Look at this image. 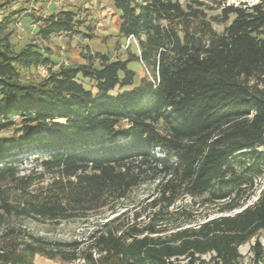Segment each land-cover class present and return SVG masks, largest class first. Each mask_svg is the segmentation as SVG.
<instances>
[{
    "label": "trees",
    "instance_id": "trees-1",
    "mask_svg": "<svg viewBox=\"0 0 264 264\" xmlns=\"http://www.w3.org/2000/svg\"><path fill=\"white\" fill-rule=\"evenodd\" d=\"M219 2L114 0L138 52L73 64L43 42L90 37L78 11L30 12L39 41L19 48L7 30L24 9L0 18V133H15L0 137V264H242L253 238L264 261V185L247 204L264 177V0ZM183 199L227 214L193 224ZM26 220L85 229L53 239Z\"/></svg>",
    "mask_w": 264,
    "mask_h": 264
},
{
    "label": "rangeland",
    "instance_id": "rangeland-1",
    "mask_svg": "<svg viewBox=\"0 0 264 264\" xmlns=\"http://www.w3.org/2000/svg\"><path fill=\"white\" fill-rule=\"evenodd\" d=\"M221 5L235 4L240 2L256 3L259 0H217ZM218 3V2H217ZM61 8L72 9L78 11L79 16L85 22L81 29L85 33H90V37L82 34L69 36L60 34L53 36L50 41L43 42L44 45L50 48L49 55L56 63L68 64L78 63L84 60V55L88 51L106 53L112 59L117 57L125 58L126 52L130 48L134 52H138V46L134 39H121L117 36L120 26V16L114 6V0H0V18L7 15L8 11L24 9L21 15H17L16 19L10 24L7 31L12 32L11 40L16 48H19L34 40H38L37 27L33 21L30 12L36 14H49ZM91 27V30L87 29ZM39 41V40H38ZM66 64V63H65ZM130 67L136 71V84L142 77L148 75L147 69L142 63L132 62ZM46 74L44 67H32L29 70H23L22 75L26 78L38 79ZM14 130H6L0 133V137L11 138L14 135ZM28 162L24 167H30ZM264 185V177L258 180V186L255 194L247 201V204H252L258 196L260 188ZM153 189L152 184L143 185L135 189L130 200L138 202L148 196ZM189 199L178 201L175 208L187 206L191 213L192 223H200L207 217H216L221 214L218 207L203 206L197 202L194 206H190ZM231 212L228 214H234ZM186 218L184 217V220ZM25 224L35 233L44 235L53 239H70L80 235L85 227L79 222H62L57 223H40L33 220H26ZM259 240L264 247V233H260ZM255 243V238L242 244L239 251L242 254V264H264V261L256 263L254 261V253L252 246ZM206 260H210L211 255L204 256ZM35 264H63L59 261L51 260L40 255H36Z\"/></svg>",
    "mask_w": 264,
    "mask_h": 264
},
{
    "label": "built area",
    "instance_id": "built-area-1",
    "mask_svg": "<svg viewBox=\"0 0 264 264\" xmlns=\"http://www.w3.org/2000/svg\"><path fill=\"white\" fill-rule=\"evenodd\" d=\"M66 64H68V62H65Z\"/></svg>",
    "mask_w": 264,
    "mask_h": 264
},
{
    "label": "crops",
    "instance_id": "crops-1",
    "mask_svg": "<svg viewBox=\"0 0 264 264\" xmlns=\"http://www.w3.org/2000/svg\"><path fill=\"white\" fill-rule=\"evenodd\" d=\"M80 62H82V61H80Z\"/></svg>",
    "mask_w": 264,
    "mask_h": 264
}]
</instances>
